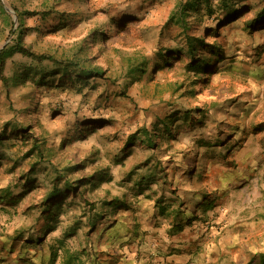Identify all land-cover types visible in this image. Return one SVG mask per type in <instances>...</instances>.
Segmentation results:
<instances>
[{"label": "rangeland", "instance_id": "374dc122", "mask_svg": "<svg viewBox=\"0 0 264 264\" xmlns=\"http://www.w3.org/2000/svg\"><path fill=\"white\" fill-rule=\"evenodd\" d=\"M182 1L185 0H0L5 11L4 15L0 13V51H10L0 70V132L8 124H18L28 136L24 142L12 138L3 149L8 160L0 169V191L9 188L20 193L35 163H39L41 172L37 176L38 187L13 206H0V258L4 260L1 264H16L20 257L27 258L28 255L33 260L21 261L23 264H49L46 246L34 248L32 244L22 245L19 241L15 243L14 253L2 249L12 242L17 230L37 232L43 226L39 212L43 211V200L51 188L48 169L62 170L85 164L84 169L68 172L69 177L78 180L100 172L112 177L97 190L81 193L79 198L67 196L56 231L46 237L45 244L57 245L61 233L78 223L79 228L74 237L67 239L65 247L67 252L72 248V252L82 253L81 264V257L89 253L91 239L99 234L101 224L106 226L117 218L129 221L134 217L133 221H136L139 217H135V210L146 215L149 207L154 205L153 199L145 197L149 191L137 195L132 182L126 181L134 166L150 160V164L161 162L157 168L167 172V182L174 177L187 188L201 191L195 203L204 195L216 200L208 222L220 231L215 237L231 241L232 264L239 261L247 264L253 260L261 264L259 255L264 254V51L257 57L253 47L263 43L264 48V33H255L250 39L243 31V25L252 13L241 17L234 27H223L218 35L205 37L207 43L216 44L230 58L219 65L218 72L209 77L203 89L192 83L180 65L158 70L152 79H148L149 71L142 81L127 85L129 65L141 58L152 60L161 35H164L162 46L175 44L173 38L177 32H171L168 39L162 25L174 5ZM217 2L212 0L214 6ZM263 2L247 0L244 4L260 6ZM15 9L76 13L80 20L73 29L47 32L48 22L42 23L38 16L19 17ZM127 14H136L139 20L129 23L125 20L120 30L114 29L112 18ZM190 23L196 34L198 21L191 19ZM18 31L22 33L20 39ZM94 31L104 32L107 40L94 41ZM16 45L23 46L29 53L59 60L76 53L81 66L99 68L103 78L92 80L93 88L87 87L80 93L67 87L36 89L30 81H22V70L36 67L50 72L55 66L48 61L37 64L20 53ZM231 99L237 103L226 112L212 110L214 106L228 104ZM172 105L180 106L182 113L174 115L169 109ZM192 109H203L209 117H200L201 113L185 118L183 112ZM101 118L109 119L108 123L93 125V133L83 140L78 139L82 124H95V120ZM161 122L167 127L156 139L155 149L137 143L123 164H116L115 158L131 134L144 127L151 131L155 124L161 127ZM33 142L41 146L42 158L36 153L28 155ZM221 142L220 146L198 147V144ZM176 154H180L179 158ZM212 155L215 159H210ZM196 160L199 164L193 163ZM178 166L182 170L172 176ZM194 166L207 177L187 180L180 176ZM136 175L133 182L137 181ZM160 186L168 198L174 183L169 187L160 180L151 188L161 190ZM113 198L133 207L132 211L114 212L111 208L101 207L100 202ZM85 199L88 203L95 202L99 211L96 220L95 217L92 220L96 225L92 231L87 224L92 213H88L90 207L83 203ZM173 207L180 209L177 203ZM192 210L193 207L189 209ZM102 214H105L104 219L100 220ZM195 216L200 214L195 212ZM202 223L205 222L198 225ZM58 252L60 256L64 253Z\"/></svg>", "mask_w": 264, "mask_h": 264}, {"label": "trees", "instance_id": "16d2710c", "mask_svg": "<svg viewBox=\"0 0 264 264\" xmlns=\"http://www.w3.org/2000/svg\"><path fill=\"white\" fill-rule=\"evenodd\" d=\"M217 1L218 2L216 6L213 5L212 0H185L176 3L162 25V31L168 34V39H170L169 34L171 32H177L176 36L173 38L175 44L170 47L162 46L161 40L164 35H161V31L159 42L154 51V58L152 60H149L148 58H141L139 60L133 61L129 65L130 67L126 71V78L128 79L127 85L130 86L134 83L142 81V79L147 75L149 71L150 74L148 76V79H152L153 75L158 70H164L168 68L172 69L174 65H180L182 66L185 74L191 77L192 83L197 88L203 89L207 86L209 77L218 72V67H220L219 65L223 64L228 58H230L226 55V53L221 51L222 49L216 46V44L207 43L205 41L206 36H216L219 34V31L226 26L234 27L241 17L250 13H252V16L246 20L242 28L243 31L247 34V37L251 39L253 38L255 33H264V2L260 6H255L251 3L244 4L247 0ZM15 11L19 17L38 16L42 23L48 22V24H46L47 27L45 28V31L47 32L67 30L71 28L73 29L77 26L80 20L78 19V14L76 13H58L54 10L48 9H43L36 12H25L19 11L18 9H15ZM0 13H2L3 15L5 14V11L1 4ZM204 17H207L208 20ZM191 19H194V21L196 22L198 21L197 25L195 26L198 28L195 30V32L199 35L193 33L194 26L190 27ZM125 20L128 23L134 22L139 20V17L136 14H127L121 16L120 18H112V27L116 30H120L123 24L126 23ZM213 26H215V28ZM12 27L13 26L10 24V31L13 30ZM213 29L215 32H213ZM36 30H39V28H37ZM18 35L19 39L22 38L21 32H19ZM92 39L94 41L104 42L107 40V37L105 36L104 32L94 31ZM16 47V49H18L20 53L37 62V64H42L48 61L55 66L54 69L50 72H45L42 69L37 70L36 67H28L22 70V81H30L36 89H64L65 87H67L71 89H77V91L80 93L87 87L93 88V86H91V83H93L91 82L92 80L100 81V79L103 78V72L100 71L99 68H89L81 66L79 60H77L78 56L76 55V53L72 57L61 58V60H59L51 56L29 53L27 50H24L23 46L21 45H16ZM253 48H256L257 50V57L264 51L263 43L255 44ZM245 49H238L237 51L240 50L244 52ZM9 56V50L0 51L1 71L4 67L6 59H8ZM227 103L228 104H223L216 107L214 106L212 110H223L226 112L227 110L232 108V106H234L237 101L235 99H231L228 100ZM169 109L176 116L182 113L180 106L172 105L169 107ZM203 111V109L187 110L183 112V116L190 119V117H194L195 114L201 115ZM200 117H209V115L207 116V114L203 113V115H201ZM108 121L109 119L106 120V118H101L96 119L95 124H82L81 128H79L78 131V133L80 134V137H78V139L83 140L88 135L93 133V131H95L93 130V125H104V123H108ZM213 121L215 123V120ZM166 127V124L161 122V127L155 124V126L152 128L153 130L151 131L147 130V128L145 127L136 130L126 140V144L121 150L120 155H118V158H115L116 164H123L124 160L132 154V147H134L137 143H140V145L143 147L155 149L156 139L160 137V133L163 129L164 131L166 130ZM256 131H259V129H256ZM24 132L25 129H23L22 126L18 124H8V126L0 132V169L3 167V162L8 160V156L7 154H5L3 149L7 146V143L12 140V138H16L17 140H21L22 142L28 140V136L24 135ZM183 133H185V131H183ZM221 144L222 142L216 145L198 144V147H214L220 146ZM40 149L41 146L33 142L32 150L29 151L28 155L36 153L37 156H40L42 158V151H40ZM163 151H166V149H163ZM185 153L187 154L188 151H186ZM179 155L180 154H176L175 157L179 158ZM173 157L174 156L171 157L172 160ZM210 157V159H215L214 155ZM85 161H87V159H85ZM150 162L138 164L134 166L128 173L126 181H129L130 183L132 182L133 189L136 194L142 195L146 191H149V195H146L145 197L149 200H154V207L157 209V213L160 216H164L166 211L173 207L175 203H177L180 209H176V216L173 219L172 226L173 232L175 233H182L185 228L187 226H191L195 220H198L199 223L205 222L202 223V226L204 228H210L211 226L208 222L209 213L216 206V200H210L206 195H204L201 201L195 203L194 200L199 197V195L202 193L201 191H195L191 188H187L184 184L180 183V181L175 180L174 177V180L172 179L167 182V180H165L168 175L167 172L164 169L159 170L157 168V166L161 162H155L154 164H150ZM169 162L172 163L173 161ZM170 163H168L167 165L168 168L170 167ZM193 163L199 164V161L196 160ZM173 166L175 167V165ZM86 167L87 165L83 164L73 167H64L62 168V170L56 168L48 169L49 172L47 173V178H50L51 188L47 192L43 200L41 206L43 208V211L40 210L39 212V216L44 221L43 226L37 232H31L29 231L30 229L17 230L14 234V239L12 240V242L5 244L6 246H4L2 249L6 250L8 253H14L15 243L20 241L22 242V245H34V248H44L46 246L49 251L47 260L49 264H80V255L82 253H67V248L65 247L67 239L74 237L77 229L79 228L78 223L75 226L73 225L69 228H66L61 233V238H57L56 240L58 243L57 245L53 244L52 242L45 244V240L47 236L56 231L57 226L60 223L58 220L59 216L64 208L63 201L67 196L79 198L81 196V193L82 195L83 193H90V191L97 190L102 186V184L112 180V177L105 172L96 173L78 180H72L69 177L68 172L72 171L73 169L76 170L77 168H79L81 170ZM181 170L182 169L179 166L176 170L174 168L172 176H174L176 172ZM40 173L39 163H35V166L32 165L31 167L29 177H26V181L22 184L20 193L16 194L14 193V190H11L9 188L2 189L0 191V206H13L25 194L38 187L36 183L37 176ZM162 173L163 175L159 176ZM135 175L137 176V181L133 182V177ZM180 176L187 177V180H192L194 178L196 180H202L204 177H207L204 175V173H201L199 168H196V166H194L191 170L184 172V174H181ZM160 180L162 181L163 185L167 184L169 187L174 183V189L169 192L170 196L168 198H166V196L164 195L165 191L162 190L163 186H160L161 190H153L151 188L154 185L156 186ZM159 191L162 193H160ZM180 191H184V193L180 194ZM86 199L83 200L84 204L88 203L86 202ZM100 205L103 208H111L114 212H118L120 210L132 211L133 208L123 203L121 200H119V198L103 200L102 202H100ZM88 206L90 207V211H88V213L90 215L92 213V218H90L91 216L88 217L87 224L90 225V231H92V229L96 228L95 221L93 223L92 220L94 217L96 220L97 215H99V211L95 206V202L88 203ZM191 207H193V210L190 212L189 209ZM197 211L200 212V216H195V212ZM177 212L179 213L177 214ZM104 215L105 214H102L100 216V220L104 219ZM200 217L201 220H199ZM213 230L214 234L220 233V231L218 232L215 227H213ZM7 245L9 246V248H5L7 247ZM58 251H64L63 255L60 256L58 254ZM28 256L29 257L27 258L20 257L16 264H23L25 261L33 260L32 256ZM259 258L261 259V264H264V254H260ZM3 261L4 260L0 258V264L3 263ZM256 262L257 260H253L248 262L247 264H256Z\"/></svg>", "mask_w": 264, "mask_h": 264}, {"label": "crops", "instance_id": "0c3cea01", "mask_svg": "<svg viewBox=\"0 0 264 264\" xmlns=\"http://www.w3.org/2000/svg\"><path fill=\"white\" fill-rule=\"evenodd\" d=\"M135 211L141 219L117 218L106 226L101 224L81 264H232L231 241L215 237L213 227L204 228L195 220L178 234L172 229L174 207L164 216L154 205L146 215ZM71 252L72 248L67 253Z\"/></svg>", "mask_w": 264, "mask_h": 264}]
</instances>
